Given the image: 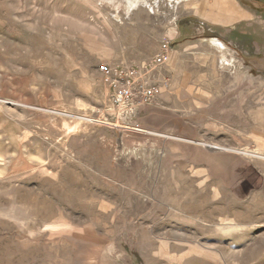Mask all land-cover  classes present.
<instances>
[{"label": "rangeland", "instance_id": "obj_1", "mask_svg": "<svg viewBox=\"0 0 264 264\" xmlns=\"http://www.w3.org/2000/svg\"><path fill=\"white\" fill-rule=\"evenodd\" d=\"M0 264H264V0H0Z\"/></svg>", "mask_w": 264, "mask_h": 264}, {"label": "built area", "instance_id": "obj_2", "mask_svg": "<svg viewBox=\"0 0 264 264\" xmlns=\"http://www.w3.org/2000/svg\"><path fill=\"white\" fill-rule=\"evenodd\" d=\"M171 50L172 45L165 43L155 58H164ZM103 69L105 70V67ZM149 71L148 67H145L144 69L131 68L121 72V89L116 94L115 103L119 109L126 111L130 118H133L139 108L153 103L161 92V87L158 85L147 87V84L143 83Z\"/></svg>", "mask_w": 264, "mask_h": 264}, {"label": "crops", "instance_id": "obj_3", "mask_svg": "<svg viewBox=\"0 0 264 264\" xmlns=\"http://www.w3.org/2000/svg\"><path fill=\"white\" fill-rule=\"evenodd\" d=\"M230 4H232V3H230ZM219 5V4H218ZM234 10H235V12L232 14V13H230V15H227V16H229L230 18H231V20L233 21V22H237V20L238 19H245V18H248L247 17V14H246V12H243V11H241V12H238L237 10V8H234ZM236 19V20H235ZM231 21V22H232Z\"/></svg>", "mask_w": 264, "mask_h": 264}, {"label": "bare ground", "instance_id": "obj_4", "mask_svg": "<svg viewBox=\"0 0 264 264\" xmlns=\"http://www.w3.org/2000/svg\"><path fill=\"white\" fill-rule=\"evenodd\" d=\"M212 43H214L215 45H217L218 47L223 48V49L225 47L224 43L221 42L220 40H217V39H212Z\"/></svg>", "mask_w": 264, "mask_h": 264}]
</instances>
